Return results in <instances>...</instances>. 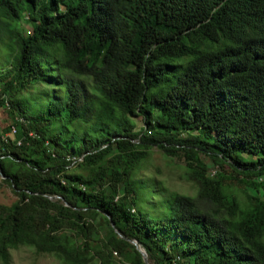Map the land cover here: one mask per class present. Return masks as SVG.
Instances as JSON below:
<instances>
[{
  "label": "trees",
  "instance_id": "obj_1",
  "mask_svg": "<svg viewBox=\"0 0 264 264\" xmlns=\"http://www.w3.org/2000/svg\"><path fill=\"white\" fill-rule=\"evenodd\" d=\"M1 107L0 264H264V0H0ZM154 146L198 196L137 177Z\"/></svg>",
  "mask_w": 264,
  "mask_h": 264
},
{
  "label": "rangeland",
  "instance_id": "obj_2",
  "mask_svg": "<svg viewBox=\"0 0 264 264\" xmlns=\"http://www.w3.org/2000/svg\"><path fill=\"white\" fill-rule=\"evenodd\" d=\"M23 26L27 32L32 30L31 23L27 20L23 22ZM10 123L11 119L8 116L7 107H1L0 129L7 127ZM187 169L188 167L181 154L175 157L168 156L158 146H154L151 149L150 156L143 162V168L140 169L137 177L142 180H154L158 188H163L166 193H180L196 197L199 194V184L189 178ZM212 169V173H214L215 168ZM235 188L238 189V192L244 198H246L245 191L259 194L263 193L262 189L257 191L253 187L240 183ZM17 198L18 195L13 187L6 181V177L0 171V204L10 205ZM144 206L149 212L153 213V205L151 203ZM11 254L13 264H64L56 256L49 253H39L29 246L11 249ZM115 264L126 263L117 257Z\"/></svg>",
  "mask_w": 264,
  "mask_h": 264
},
{
  "label": "water",
  "instance_id": "obj_3",
  "mask_svg": "<svg viewBox=\"0 0 264 264\" xmlns=\"http://www.w3.org/2000/svg\"><path fill=\"white\" fill-rule=\"evenodd\" d=\"M3 173V172H2ZM4 175V174H3ZM4 177H6L7 178V176L6 175H4ZM60 197V196H59ZM113 225L115 226V223L113 222ZM138 248H139V250L143 253V255H144V259H145V261L147 262V263H149L150 264V260H149V256H148V253H147V251L143 248V247H141L140 246V244H139V242L137 241V240H131Z\"/></svg>",
  "mask_w": 264,
  "mask_h": 264
},
{
  "label": "built area",
  "instance_id": "obj_4",
  "mask_svg": "<svg viewBox=\"0 0 264 264\" xmlns=\"http://www.w3.org/2000/svg\"><path fill=\"white\" fill-rule=\"evenodd\" d=\"M14 131H15V129H14Z\"/></svg>",
  "mask_w": 264,
  "mask_h": 264
}]
</instances>
